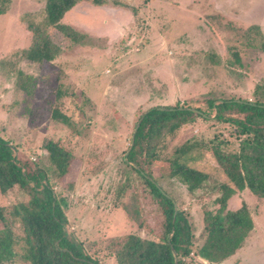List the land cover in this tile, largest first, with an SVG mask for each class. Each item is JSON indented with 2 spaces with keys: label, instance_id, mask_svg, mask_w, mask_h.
I'll return each mask as SVG.
<instances>
[{
  "label": "rangeland",
  "instance_id": "374dc122",
  "mask_svg": "<svg viewBox=\"0 0 264 264\" xmlns=\"http://www.w3.org/2000/svg\"><path fill=\"white\" fill-rule=\"evenodd\" d=\"M102 1L101 5L80 1L62 19L87 35L84 44H74L54 27L48 28L60 54L49 66H40L17 54L31 45L27 22H43L46 0H9L7 12L0 16V136L42 166L48 165L43 147L47 139L61 141L73 152L69 174L61 183H53L68 202L66 229L92 257L115 264L111 260L115 240L128 233L154 237L140 229L117 202V188L125 180V171H130L123 162L139 117L157 106L203 107L208 94L253 100L256 85L264 84V53L242 47L229 26L259 25L264 34V0ZM234 52L242 64L233 62ZM209 55L219 62L213 63ZM16 68L37 77L32 96L15 88ZM58 85L67 92L61 111L74 121V128L51 118ZM231 133L228 125L198 119L181 129L176 139H167V150L187 139L214 134L236 149ZM193 165L221 181L226 179L210 155ZM129 175L139 184L136 173ZM171 189L188 214L196 248L203 240L204 210L218 208L216 195L198 191L191 197L182 187ZM130 194L132 189L121 202H128ZM27 199L16 187L0 193V206L9 209ZM244 202L253 216L254 230L235 255L219 264H264V199L248 191L236 192L228 210ZM144 209L150 228L156 229L154 200H145ZM11 225L18 237L23 236L18 222ZM14 264L22 262L17 259ZM189 264L213 263L192 254Z\"/></svg>",
  "mask_w": 264,
  "mask_h": 264
},
{
  "label": "trees",
  "instance_id": "16d2710c",
  "mask_svg": "<svg viewBox=\"0 0 264 264\" xmlns=\"http://www.w3.org/2000/svg\"><path fill=\"white\" fill-rule=\"evenodd\" d=\"M80 1L83 0H46L43 22H27L32 43L17 54L19 58L40 66H49L57 58L60 48L50 37L49 27L57 29L74 44H84L87 35L62 22ZM92 2L101 5L103 1ZM8 5L9 0H0V16L7 12ZM229 27L242 47L264 53V34L259 25ZM232 55L234 63L242 64L238 52ZM209 56L213 63L219 62L214 55ZM5 64L16 66L12 61ZM14 73L15 88L32 96L37 77L17 68ZM66 95L62 85L55 88L51 118L74 128V121L61 111V99ZM253 96V100H248L208 94L202 100L203 107L177 104L149 108L142 113L123 162L129 172L137 174L139 184L125 171V180L117 188V202L140 229L154 237L128 233L115 240V249L111 252L115 264H176V257L177 264H189L192 254L219 264L243 247L255 222L245 202L236 210H228V201L236 192L243 191L264 199V84L256 85ZM198 119L231 127L237 148L230 149L229 140L214 134L209 138L187 139L168 152L167 139H176L181 129ZM43 147L47 152V166L33 164L14 144L0 136V193L7 194L17 187L28 196L26 201H19L9 209L0 206V264H14L17 259L22 264H106L87 253L84 244L67 231L68 202L53 187V183H61L69 174L75 155L58 140L47 139ZM206 155L215 160L225 180L193 165ZM176 185L191 197L198 191L216 195L218 208L204 210L203 240L196 248L188 214L171 189ZM129 189L132 194L128 202H121ZM149 198L157 208L154 230L148 224L144 209ZM12 221L21 225L23 236L15 234Z\"/></svg>",
  "mask_w": 264,
  "mask_h": 264
},
{
  "label": "water",
  "instance_id": "95a60500",
  "mask_svg": "<svg viewBox=\"0 0 264 264\" xmlns=\"http://www.w3.org/2000/svg\"><path fill=\"white\" fill-rule=\"evenodd\" d=\"M138 126H139V123L137 124V126H136V128H135V130H134L133 138H134V135H135V132H136ZM177 209H178V208H177V206H176V204H175V213L177 212ZM174 256H176V253H175V252H174ZM176 264H177V257H176Z\"/></svg>",
  "mask_w": 264,
  "mask_h": 264
}]
</instances>
